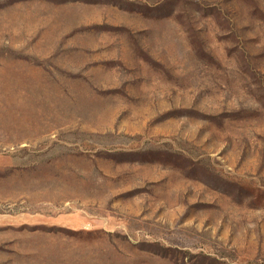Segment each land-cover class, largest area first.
Segmentation results:
<instances>
[{
	"label": "rangeland",
	"instance_id": "374dc122",
	"mask_svg": "<svg viewBox=\"0 0 264 264\" xmlns=\"http://www.w3.org/2000/svg\"><path fill=\"white\" fill-rule=\"evenodd\" d=\"M0 264H264V0H0Z\"/></svg>",
	"mask_w": 264,
	"mask_h": 264
}]
</instances>
